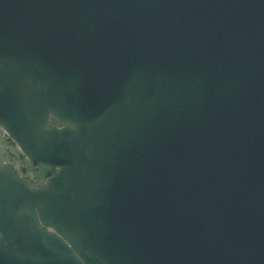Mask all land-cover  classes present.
I'll list each match as a JSON object with an SVG mask.
<instances>
[{
  "label": "water",
  "instance_id": "obj_1",
  "mask_svg": "<svg viewBox=\"0 0 264 264\" xmlns=\"http://www.w3.org/2000/svg\"><path fill=\"white\" fill-rule=\"evenodd\" d=\"M0 264H264V0H0Z\"/></svg>",
  "mask_w": 264,
  "mask_h": 264
},
{
  "label": "rangeland",
  "instance_id": "obj_2",
  "mask_svg": "<svg viewBox=\"0 0 264 264\" xmlns=\"http://www.w3.org/2000/svg\"><path fill=\"white\" fill-rule=\"evenodd\" d=\"M4 163H12L14 164L19 171L23 168L26 169L25 176L33 178V174L31 172V168L28 160L21 156V151L18 146L8 138V136L1 131L0 132V166Z\"/></svg>",
  "mask_w": 264,
  "mask_h": 264
}]
</instances>
